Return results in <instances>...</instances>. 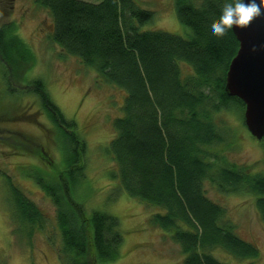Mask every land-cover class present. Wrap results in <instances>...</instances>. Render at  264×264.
Wrapping results in <instances>:
<instances>
[{
    "label": "trees",
    "instance_id": "trees-1",
    "mask_svg": "<svg viewBox=\"0 0 264 264\" xmlns=\"http://www.w3.org/2000/svg\"><path fill=\"white\" fill-rule=\"evenodd\" d=\"M34 1L52 17L54 42L93 68L102 81L125 92L122 115L113 121L107 147L117 167L119 188L145 204L163 208L150 216L149 223L170 232L184 254L182 264H226L211 254L216 247L239 259L257 257V247L237 236L226 209L210 200L203 188L209 180L221 193L254 196L264 225V171L251 173L249 165L231 164L212 149L223 143L214 118L237 106L243 118L244 108L240 99L224 90L238 42L232 30L223 37L209 35L225 0H175L176 17L190 30L186 38L140 31L152 13L133 0ZM13 55L24 62L21 72L26 77L35 57L9 22L0 25V62ZM2 64L0 93H11L17 100L11 103L12 98L0 95V148H4L0 151L7 152L1 157L17 154L33 159L18 164L16 170L55 206L62 244L59 263L114 261L122 241L118 219L101 211L88 215L70 195L85 168L86 145L75 122L53 103L42 79L26 78L19 84ZM28 95L37 100L35 109L31 104L22 108L21 99ZM26 119L37 126L42 141L2 125ZM4 163L0 158V187L6 190L11 232L29 242L47 217L14 182Z\"/></svg>",
    "mask_w": 264,
    "mask_h": 264
},
{
    "label": "rangeland",
    "instance_id": "rangeland-1",
    "mask_svg": "<svg viewBox=\"0 0 264 264\" xmlns=\"http://www.w3.org/2000/svg\"><path fill=\"white\" fill-rule=\"evenodd\" d=\"M81 1L96 4L100 0ZM133 1L138 8L152 13L151 19L139 27L140 31H161L183 38L190 34V30L176 17L175 0ZM9 22L14 23L17 35L30 49L35 61L26 77L25 72H21L25 64L15 55L2 59L3 69L19 84L26 78L42 79L53 103L66 119L75 122L77 133L85 141L83 177L77 178L70 193L72 199L82 203L88 215L101 211L118 219V229L122 233L118 257L105 264H182L184 254L179 244L171 239L170 232L149 223L150 216L162 212L163 208L145 204L119 188L117 167L107 147L114 133L113 121L122 115L125 92L102 81L93 68L85 66L78 57L65 53L52 40V17L34 0H11L9 4L0 1V25ZM181 66L184 71L191 72L189 66ZM0 95L12 98L11 103L17 100L8 92ZM33 99V95L23 97L22 108L31 104L30 107L35 109L38 103L34 99L36 104L33 105ZM214 119L223 143L212 149L220 151L231 164L249 165L251 173L263 172L264 140H256L249 134L243 122L242 109L237 106L224 110ZM30 121L26 119L2 125L14 127L16 132L34 134L42 141L37 126ZM6 153L5 150L0 151L5 170L40 207L47 222L29 242L22 234H13L6 190L0 187V264H60L58 258L62 244L55 206L31 179L21 176L16 168L18 164H28L33 159L17 154L2 158ZM61 167L64 169L65 165ZM203 188L210 200L226 209L227 219L237 236L258 249V256L254 258L239 259L219 247L212 249L211 254L226 264H264V225L254 206L255 197L239 192L221 193L209 180L204 181Z\"/></svg>",
    "mask_w": 264,
    "mask_h": 264
},
{
    "label": "water",
    "instance_id": "water-1",
    "mask_svg": "<svg viewBox=\"0 0 264 264\" xmlns=\"http://www.w3.org/2000/svg\"><path fill=\"white\" fill-rule=\"evenodd\" d=\"M231 30L238 48L228 64L224 90L243 102V122L249 134L264 140V16Z\"/></svg>",
    "mask_w": 264,
    "mask_h": 264
},
{
    "label": "clouds",
    "instance_id": "clouds-1",
    "mask_svg": "<svg viewBox=\"0 0 264 264\" xmlns=\"http://www.w3.org/2000/svg\"><path fill=\"white\" fill-rule=\"evenodd\" d=\"M261 16H264L261 0H225L219 19L209 28V35L223 37L234 27H246Z\"/></svg>",
    "mask_w": 264,
    "mask_h": 264
}]
</instances>
